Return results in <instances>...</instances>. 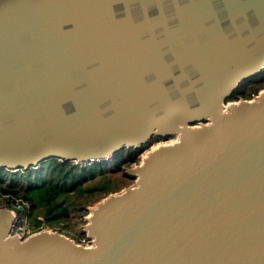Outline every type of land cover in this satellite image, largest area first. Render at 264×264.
Masks as SVG:
<instances>
[{
  "label": "water",
  "instance_id": "obj_1",
  "mask_svg": "<svg viewBox=\"0 0 264 264\" xmlns=\"http://www.w3.org/2000/svg\"><path fill=\"white\" fill-rule=\"evenodd\" d=\"M263 69L264 0H0V167L177 134L91 209L92 245L0 209V264H264V90L224 104Z\"/></svg>",
  "mask_w": 264,
  "mask_h": 264
},
{
  "label": "trees",
  "instance_id": "obj_2",
  "mask_svg": "<svg viewBox=\"0 0 264 264\" xmlns=\"http://www.w3.org/2000/svg\"><path fill=\"white\" fill-rule=\"evenodd\" d=\"M263 76L264 69L244 79L230 98L249 97L248 94L257 92L258 87L253 86V82L259 81ZM246 87L251 88V92L247 93ZM142 147L126 146L108 159L93 160L90 163L51 157L18 170L0 167V192L15 198L18 196L29 204L30 225L37 230L43 222L37 210H42L39 212L45 215L46 220L57 221L82 195L112 189L115 185L110 175L105 174L106 167L119 166L127 156H135V152ZM97 172L101 175L99 179H95Z\"/></svg>",
  "mask_w": 264,
  "mask_h": 264
},
{
  "label": "rangeland",
  "instance_id": "obj_3",
  "mask_svg": "<svg viewBox=\"0 0 264 264\" xmlns=\"http://www.w3.org/2000/svg\"><path fill=\"white\" fill-rule=\"evenodd\" d=\"M253 86L258 87V91L254 92L253 94H248L246 97L248 99L254 98L255 95L259 94L261 91L264 90V76L259 81H254ZM247 88V93L251 92V88ZM253 91V90H252ZM240 97H236L234 99H230L225 102V106L228 105L229 102L237 101ZM177 139V134H171L166 136H156L154 137L148 144L139 148L137 152H135V156L129 157L127 156L124 159V162L119 166H108L106 167L105 174L110 175L112 182L114 183V187L108 191H96L93 193H87L85 196L82 195L81 197L77 198L74 202V205L68 209L67 213L60 218L56 219L57 221H49L46 220L45 215L37 210L39 213V218L43 219L42 224L40 225L39 229H32V232L39 231L41 229H50V230H58L63 234L71 237L76 242L80 243L84 237L87 235V231L85 230L86 223L88 222V217L91 213V209L96 206L100 201H102L107 195L115 192H120L124 188L128 186H132L135 183V177H132L128 174V170L131 167H134L140 164L144 157L147 155L148 151L161 143L166 142H173ZM77 162V161H76ZM85 162V163H90ZM19 169V168H18ZM14 168V170H18ZM100 173L97 172L95 175V179H99ZM88 182V181H87ZM10 195V194H8ZM11 196V195H10ZM18 198V196H17ZM45 219V221H44Z\"/></svg>",
  "mask_w": 264,
  "mask_h": 264
},
{
  "label": "built area",
  "instance_id": "obj_4",
  "mask_svg": "<svg viewBox=\"0 0 264 264\" xmlns=\"http://www.w3.org/2000/svg\"><path fill=\"white\" fill-rule=\"evenodd\" d=\"M0 209H8L13 215V224L10 234L26 238L32 233L29 220V204L20 198L12 197L0 192ZM93 237L86 235L80 242L83 245H92Z\"/></svg>",
  "mask_w": 264,
  "mask_h": 264
},
{
  "label": "flooded vegetation",
  "instance_id": "obj_5",
  "mask_svg": "<svg viewBox=\"0 0 264 264\" xmlns=\"http://www.w3.org/2000/svg\"><path fill=\"white\" fill-rule=\"evenodd\" d=\"M244 81V80H243ZM242 83V82H241ZM240 83V84H241ZM239 84V85H240ZM232 94V93H231ZM240 98L241 97H244V96H239ZM230 99H234V98H230V96L229 97H227L226 99H225V102L226 101H228V100H230ZM236 101V100H235ZM225 102H224V104H225ZM233 102V101H232ZM229 103H231V102H229ZM228 103V104H229ZM209 121V118L208 117H204V118H202V119H199V120H197V121H195V122H193L192 124H199V123H205V122H208ZM169 135H171V134H169ZM156 136H166V135H161V134H155V135H153L148 141H146V142H144L142 145H140V146H145V144L146 143H149L154 137H156ZM140 146H138V147H140ZM126 147V146H125ZM128 147V146H127ZM136 147V146H135Z\"/></svg>",
  "mask_w": 264,
  "mask_h": 264
}]
</instances>
